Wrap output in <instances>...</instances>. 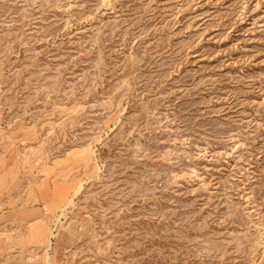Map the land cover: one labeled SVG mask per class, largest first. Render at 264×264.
I'll list each match as a JSON object with an SVG mask.
<instances>
[{
  "label": "rangeland",
  "instance_id": "obj_1",
  "mask_svg": "<svg viewBox=\"0 0 264 264\" xmlns=\"http://www.w3.org/2000/svg\"><path fill=\"white\" fill-rule=\"evenodd\" d=\"M0 264H264V0H0Z\"/></svg>",
  "mask_w": 264,
  "mask_h": 264
}]
</instances>
